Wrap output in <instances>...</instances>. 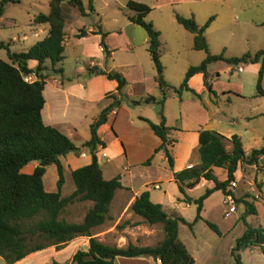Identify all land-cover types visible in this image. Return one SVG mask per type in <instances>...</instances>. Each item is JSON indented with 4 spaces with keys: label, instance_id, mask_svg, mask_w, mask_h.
Wrapping results in <instances>:
<instances>
[{
    "label": "rangeland",
    "instance_id": "1",
    "mask_svg": "<svg viewBox=\"0 0 264 264\" xmlns=\"http://www.w3.org/2000/svg\"><path fill=\"white\" fill-rule=\"evenodd\" d=\"M82 1L89 11L85 15H81L67 0H62L61 9L66 19V28L68 31L77 28L79 30L83 25L84 28L89 25L97 28L99 24L101 31L105 32L104 41L111 54L107 58L99 59L97 56L93 58L101 68L121 72L127 81L124 87L127 93L122 91L119 94L124 117L123 128L128 134H132L136 128L128 120L137 119L143 111L152 114L154 122H159L161 118L157 116L158 103L148 106L134 102L148 93L156 95L157 98L161 96L155 79L156 70L147 49L146 30L130 19V16L136 15V10L127 6V0H91L92 9L88 8L89 0ZM137 1L150 6L144 19L150 20L159 30L163 77L173 87L179 88L188 66L199 63L205 56L204 50L193 48V33L177 22L175 13L193 16L199 25H204L209 20L204 28V35L208 49L212 53L223 52L226 56L241 55L245 52L253 54L264 46V0ZM47 10L48 0L6 2L0 13V42L7 43L10 50L27 49L46 35L47 26L45 24L34 26L31 19L37 12ZM81 42L87 43L92 52L96 51L92 38ZM80 45V42H69L59 62L63 71L60 73L49 69V75L65 80L82 78L89 74L86 60L80 54ZM0 57L7 59L4 46H0ZM238 65L242 66L241 70L237 69ZM260 65V60L238 64H230L223 59L213 60L207 68L211 90L203 83V76L197 73L188 79L187 87L180 88V92L172 89L168 91L162 102V111L166 118L165 123L172 127L170 135L175 138L170 150L173 157L172 167L169 166L167 158L161 156L163 150L155 152V148H147L150 143L148 136L138 139L134 135L124 143L126 152L116 157L113 155L118 152V144L99 152L104 176L112 177L119 173L127 178L131 175L133 188L146 187L151 198L160 200L158 202L164 204L168 213L175 214L176 211L186 220L192 221L191 226L179 222L178 235L194 257V264L233 262L231 247L235 237L245 227L242 218L245 214V204L238 200L246 197L252 201L256 211L246 214L245 219L252 225L264 226V197L255 194L257 182L253 185L254 191L237 194L239 189L247 186L246 179L253 180L255 176L253 168H248V171L244 172V178L238 179L232 190L235 195V210L226 214L227 205L222 201V193L214 190L203 200L201 217L196 220H194L196 204L179 199L180 193L171 171L178 168L186 158L198 159L196 145H193L196 130L203 127L205 122H211L213 117L225 126L221 127L223 131H227L226 127L229 126L236 130L252 131L264 137V114L258 113L264 111V95L256 94V79ZM79 68L82 69L81 72L78 71ZM262 77L264 87V70ZM78 133L76 136L73 135L72 141L80 149H86L82 143L89 136L87 125L81 123ZM105 136L110 139V133L107 132ZM106 157L110 159L106 160ZM124 165L129 170L124 169ZM245 165L246 163L242 166ZM214 169L217 173L222 171L221 167ZM258 176L264 178V171L258 172ZM154 183H158L160 187H154ZM73 185L71 175H67L64 191H70ZM206 186L198 185L188 194L198 197ZM206 220L217 224L220 233L209 227ZM121 221L124 226L126 224L129 226L125 236L136 239L137 244H155L163 235L160 223L149 224L135 214L126 219L122 218ZM125 261H127L125 264H145L143 260H140V263L130 259ZM0 264H7L1 256Z\"/></svg>",
    "mask_w": 264,
    "mask_h": 264
},
{
    "label": "trees",
    "instance_id": "2",
    "mask_svg": "<svg viewBox=\"0 0 264 264\" xmlns=\"http://www.w3.org/2000/svg\"><path fill=\"white\" fill-rule=\"evenodd\" d=\"M8 1L0 0V13L3 5ZM75 6L81 15L88 13L82 0H67ZM62 0H48V10L39 11L33 15L31 24H47V34L35 41L25 50H10L7 43L0 42L6 47L7 59L0 57V256L7 264L25 256L26 254L54 244L62 246L71 238L78 235H88L87 249H77L72 255V260L77 264H113L114 257L122 256H150L153 264H192L194 257L178 235V223L192 225L179 214H168L160 202H154L149 197L147 189L135 196L130 210L140 215L149 224L160 223L163 235L155 244H135L128 242L125 246L108 244L93 235L92 228L101 224L107 217L109 204L115 190L121 186L119 174L111 178H104L97 157L98 145L104 146L105 142L99 137L97 128L106 120L107 113L111 110L112 102L104 106L98 115L90 122V134L82 143L90 154V161L71 170L75 188L67 195H61L60 189L64 182L62 158L68 152H79L72 139L56 126L44 123L41 109L44 104L43 88L48 70L62 72L63 67L59 62L65 46V19L61 11ZM127 6L136 10V15L130 19L146 30L147 49L153 66L156 70V79L161 93L159 98L153 94H146L138 102H157L162 104L170 89L180 92V88L187 87L188 78L202 72L203 83L211 90L207 80L206 67L211 60L223 59L230 64L240 62L261 61L256 79V94L264 95L261 78L264 70V46L253 54L245 52L241 55L226 56L223 52L212 53L204 35V25H199L193 16H183L175 13L178 23L193 33V48L205 51L204 58L197 64L188 66L183 81L179 88L169 85L163 77V65L160 60L159 30L150 20L144 19L150 6L145 2L127 0ZM88 8L92 9L89 0ZM101 34L100 45L105 57H109L110 50L104 41L105 32ZM85 34V29L80 27L77 36ZM34 59V66H29L28 61ZM89 74L102 73L106 77L117 81L116 89L120 94L126 84L124 75L117 70H106L97 65L87 67ZM29 73L35 77L31 80L25 78ZM159 122L144 118L152 131L161 139L154 151L163 150L169 166L172 167L173 157L168 148L171 139L168 137L169 126L165 123L162 113ZM198 155L196 164L173 170V178L178 190L182 193V200L196 204L194 220L201 217L203 199L213 190L220 189L223 193L232 192L229 188L230 181L234 179V171L244 163L257 162L258 156L264 153V144L244 151L240 137L232 133L226 137L222 133L210 129L198 130ZM31 160L37 164L31 173H25L20 168ZM149 161V159H148ZM54 163L58 171L57 190L47 191L43 187L42 174L46 166ZM213 166L223 167L226 176L219 179L213 172ZM200 177L211 179L213 185L206 187L198 197H191L186 193V188L194 186ZM89 199L92 205L87 208L80 221H68L60 216L65 206L74 201ZM235 199V196H234ZM238 200V199H237ZM245 204V214L242 216L245 228L237 237L231 247L233 262L240 261L239 249L258 245L264 247V228L261 225H252L246 221L245 215L255 213L252 201L240 199ZM206 223L217 233H220L217 224L206 220ZM118 222L116 227H121ZM52 264H67L53 260Z\"/></svg>",
    "mask_w": 264,
    "mask_h": 264
},
{
    "label": "crops",
    "instance_id": "3",
    "mask_svg": "<svg viewBox=\"0 0 264 264\" xmlns=\"http://www.w3.org/2000/svg\"><path fill=\"white\" fill-rule=\"evenodd\" d=\"M64 19H65V16H64ZM40 25L42 24H37L34 26H40ZM45 25L47 26V24ZM84 27L85 25H83V28ZM84 29H85V34L82 36H77L76 33L78 32V28L77 30L71 29L68 31L66 28V19H65V25H64L65 46L63 48L62 54L64 53L65 47L69 42L70 43L80 42L81 44L80 54L83 57V59L86 60L87 67L90 65H97L100 67V64H97L93 58L96 56L99 59H102L103 57L106 58L104 55L103 49L100 45V38H101V34L99 32L101 31L100 26L99 24H97V28H96L93 25H89L87 26V28H84ZM47 32H48V27H47ZM89 37L93 39L96 45L95 52H92L90 50L87 43L81 42V41L86 40ZM145 39L147 42V35L145 36ZM210 62L207 63V67H206L207 80L209 79L207 68ZM35 63L36 61L34 59H30L28 61L29 66H34ZM78 71L81 72L82 69L79 68ZM197 73H200L202 75V72H196L194 74H197ZM34 77L35 75L31 73V79H33ZM155 79H156V75H155ZM262 79L263 77L261 78V86H262ZM156 83H157V79H156ZM116 84H117V81L115 79L108 78L106 77L105 74L99 75V74L92 73V74H86L82 78H78V77L77 78H66L65 80H63L62 78H58L55 75L50 76L48 74V76L45 78V84L43 88V95H44L45 100H44V104L41 109L42 120L44 121V123L56 126L62 132L67 134L71 139H73L72 138L73 135L76 136L79 134L78 133L79 126L81 123H84V126L87 125L89 134H90V129H89L90 122L98 115V113L104 106L112 102L115 98H119V93H118V90L116 89ZM124 87L125 85L123 86L122 91L127 93L126 91H124ZM262 88L264 89L263 86ZM115 93H118V94L115 95ZM154 96L157 98L156 95ZM143 97L144 96H140V99H142ZM138 103H144L150 106L157 102L146 103V102L141 101ZM160 108L162 110V104L158 103L157 105L158 115L157 116L161 118V113L159 112ZM258 113L264 114V111H260ZM139 115L140 116H138L137 119L130 118V120H128L130 123L134 125V128H136V130H134L132 134H128V132L123 128L124 117H123V112L121 111V105L119 103V100L114 102L111 110L107 113L106 120L103 123H101L97 128L99 137L105 142L104 146L98 145L97 147L96 154H97L99 163H100L99 152L106 151L109 148V146L118 144L119 146L118 152L114 153L113 157L124 154L126 152V150H124V147H123L125 141L130 140L134 135L138 139H141L143 136H148L150 139L149 140L150 143L147 146L148 149L149 148L154 149L161 142L160 137H158L152 131L147 121L144 119V118H147L153 121L154 118L152 117L154 116L150 114L149 112H144V111L140 112ZM211 120H212L211 122L209 123L205 122L203 127H200L196 130L197 131L196 138H195V141L193 142V145H196V148H198V130L201 128L214 129L222 133L226 137H229L232 133L238 134L242 142L243 149L246 153L251 148L258 147V145L260 146L264 144V137L258 136V134L255 132L248 131V130H244V131L236 130L235 128H232L229 126L226 127L227 131H223L221 130V127H225V126L221 122H219L218 119H215L213 117L211 118ZM165 122H166V118H165ZM171 128L172 127H170L168 130V137L171 139V142L168 144L169 150H171V147L173 146V143L175 142V138L170 135ZM107 132L110 133L109 140L105 136ZM161 156H164L163 151H162ZM109 159L110 158L106 157V160H109ZM89 161H90V154L88 153L86 149H80L79 152L70 151L66 155H64V157L62 158L64 182L60 189L61 195H67L70 192H72V190L75 188V184L73 182L74 185L71 188V190L67 192L64 191V184H65L66 176L71 175V170L73 168L86 164ZM198 161H199V155H198L197 160H188L186 158L184 162L178 166V168H173L171 171L173 172V170H177V169H180L186 166H190L192 164H196L198 163ZM36 164H37V160H31L27 162L26 164H24L20 168V170L25 173H31L34 167L36 166ZM215 167H219V166H213L212 170L214 174L219 179L225 178L226 170L223 167H221L222 171L220 173H217L216 170L214 169ZM123 168L126 170H129V168L126 165H124ZM248 168H253L255 170V176L253 180L246 179L245 181H246L247 186L241 188V190L239 189V192L237 194L242 193L243 191H247L248 193H250V191H254L253 185L255 182H257L258 187L256 188L257 193L255 194L257 196L264 197V191H263L264 178L258 176V172L264 171V153L258 156L257 162L252 163V164L246 163L245 167L241 165L237 167V169L234 171V179L236 180V184H237L238 179L244 178L245 176L244 172L248 171ZM101 170H102V176L104 178L106 179L111 178V177L104 176L103 169L101 168ZM119 176H120L119 179L121 182V186L118 187L114 192V195L109 204V210H108L107 217L104 220V222H102L99 225L94 226L92 228V232H93V235H95L99 240L105 243H108V244H116L119 246H125L128 242L137 244L136 239H133L132 237L127 238L125 236L126 235L125 232H128L127 228L129 227L127 224L125 226L122 225L121 227H116V224L120 222L122 218L126 219V218H129L132 214H134L130 210L129 205L131 204V202L133 201L136 195H138L142 190L147 189V188L143 186L139 188H133V186L131 185V175L128 176L127 178H125V176H122L121 174H119ZM172 178H173V174H172ZM57 179H58V171H57L56 165L54 163L48 164L42 174V183H43L44 189L47 191L57 190ZM201 184L207 185L206 187H211L213 185V181L211 179L200 177L198 182L194 186L186 188V193L188 194L189 192H191L192 189H194L195 187ZM216 190L221 191L220 189H216ZM179 193H180L179 199L180 198L182 199L183 195L180 191ZM221 193L223 197L224 193L222 191ZM234 196L235 195H233V197ZM149 197L154 202L160 201V200L151 198L150 192H149ZM191 197L194 198V196H191ZM244 198L246 199V197ZM222 201H223V198H222ZM161 204H162V207L165 209L164 204L163 203ZM91 205H92V201L89 199H83V200L75 199L74 201L68 203L65 206L60 216L68 221H80L83 218L84 213L87 210V208L90 207ZM235 209H236V205H235ZM175 214L181 215L179 212H176V211H175ZM135 215L140 216L138 214H135ZM140 218L143 220L141 216ZM257 225H261V224H257ZM262 227L264 228V226ZM139 245H142V244H139ZM87 247H88V235H78V236L71 238L70 240H68L66 243H64L60 247H56L54 244L47 245L43 248L34 250L26 254L25 256L13 261L11 264H52L53 260H57L60 262H66L67 264H75L76 262L72 260V255L74 254V252L77 249H87ZM238 253H239L240 261L235 264H264V247H261L258 245H250V246L240 248ZM129 259L137 263H140V260L141 261L143 260L145 264H153V259L150 256H143V255H140V256L117 255L114 257L113 264H125L127 262L125 260H129ZM194 262H195V259H194ZM194 262L192 264H194Z\"/></svg>",
    "mask_w": 264,
    "mask_h": 264
},
{
    "label": "built area",
    "instance_id": "4",
    "mask_svg": "<svg viewBox=\"0 0 264 264\" xmlns=\"http://www.w3.org/2000/svg\"><path fill=\"white\" fill-rule=\"evenodd\" d=\"M237 69L238 70H241L242 69V66L241 65H238L237 66ZM26 79L28 80H31V73L27 74L25 76ZM236 185V180L233 179L230 181V185H229V188L233 189V187ZM154 187H159V184L158 183H154L153 184ZM223 203L227 205V210H226V214L229 212V211H232L235 209V204H234V197H233V194L232 192L228 191V192H225L223 194Z\"/></svg>",
    "mask_w": 264,
    "mask_h": 264
}]
</instances>
